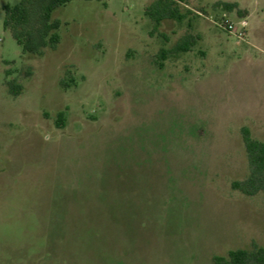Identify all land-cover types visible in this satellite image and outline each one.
Returning <instances> with one entry per match:
<instances>
[{"label":"rangeland","instance_id":"1","mask_svg":"<svg viewBox=\"0 0 264 264\" xmlns=\"http://www.w3.org/2000/svg\"><path fill=\"white\" fill-rule=\"evenodd\" d=\"M21 1L0 0V264L264 248V193L232 188L243 129L264 141V0H72L58 47L32 57L4 26ZM240 21L241 38L224 27Z\"/></svg>","mask_w":264,"mask_h":264},{"label":"trees","instance_id":"2","mask_svg":"<svg viewBox=\"0 0 264 264\" xmlns=\"http://www.w3.org/2000/svg\"><path fill=\"white\" fill-rule=\"evenodd\" d=\"M72 0H22L14 6H5V28H10L22 52L27 56H43L45 49L55 50L60 43L57 31L62 23L53 19L54 11ZM171 4H173L171 2ZM175 10H171L167 17H174ZM189 42H182L177 51H189ZM11 92L19 95L22 86L15 81L9 83ZM58 128L65 126V115L59 113ZM243 140L247 154L250 173L243 181H235L232 188L246 196L264 193V141L253 139L247 129H243ZM216 264H264V248L256 244L251 249H237L229 252L228 259L215 258Z\"/></svg>","mask_w":264,"mask_h":264},{"label":"built area","instance_id":"3","mask_svg":"<svg viewBox=\"0 0 264 264\" xmlns=\"http://www.w3.org/2000/svg\"><path fill=\"white\" fill-rule=\"evenodd\" d=\"M246 26L247 23L245 21H240L239 23H227L224 27L229 33L241 38L245 33Z\"/></svg>","mask_w":264,"mask_h":264}]
</instances>
